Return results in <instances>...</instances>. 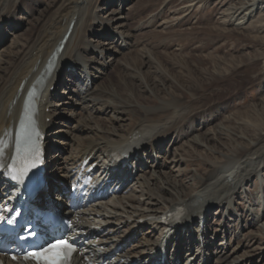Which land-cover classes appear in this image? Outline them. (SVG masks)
<instances>
[{
	"label": "bare ground",
	"instance_id": "6f19581e",
	"mask_svg": "<svg viewBox=\"0 0 264 264\" xmlns=\"http://www.w3.org/2000/svg\"><path fill=\"white\" fill-rule=\"evenodd\" d=\"M23 1L25 0H0V24L4 21L8 25L19 23L20 21L14 20L12 14L13 9L19 7V3ZM99 1L58 0L47 14L41 16V24L33 34L28 35L27 39L22 42L20 39H16L11 44L3 45V49L1 48V55H7V60L2 61L0 67V203H3L5 199L13 200L18 189V185H14L17 181L10 180L9 166L16 155L18 138L22 129L30 130L36 134L37 138L44 135L42 145L45 156L50 155L54 149L55 141L53 138L51 141L47 138L52 134L49 130L55 124V120L49 123L46 119H52L55 114L51 110L47 112L46 109L50 108L52 104L50 98L53 99L54 95L50 92V88L54 86L61 73L59 66L63 67L65 62L70 59L67 66L77 67L79 65L77 69L80 71L78 81L71 82L78 86L82 81H85V87L78 89V97L82 102H90L91 105H89L99 112L108 107H111L112 110L120 109L121 102L135 106L133 110H129L131 114L129 113L130 115L125 119L128 121L125 131H120L121 124L103 129L101 126L98 128L86 123L81 130L93 132V134L91 137L81 138L83 141L78 144L75 153L69 160L65 163H56L55 158L58 155L50 156L51 165L48 164L47 167L57 172L61 180L55 181L51 177L45 176L34 197V203L57 209L63 206L65 192L68 189L64 181L66 178H70L71 171L84 161H87L84 172L94 164L93 171L90 173L95 175L94 188L100 185L102 191L100 196H92L91 206L80 211L82 216L78 221L72 210L66 209L63 212L65 216L74 219V228L84 233L82 235L83 242L80 244L81 253L73 258V263L83 264L89 258L99 263L106 261L107 264H179L184 256L185 260L181 264H208L209 255L217 253L208 250L209 244L206 243V240L204 241L207 237L205 226L201 227L202 233L196 235L195 243L188 235L191 240L188 241L190 242L189 246L184 248L187 250L184 254H181L180 249L179 251L177 249L178 240L173 241V239L180 233L182 234L183 230L188 229L195 218L201 224V218L207 212L206 207L208 208L210 205H218V209L225 207L222 211V218H224L221 221L232 220L229 218L230 216L239 215L238 207L233 206V197L244 183L249 182L253 176L257 177L259 169L264 168V127L252 135L245 136L240 133L239 136L237 135L241 139L239 144L228 148L222 146V149L219 150L212 148L215 145L205 144L208 141L201 136L202 132L192 135L188 140L190 144L184 145H189V147L201 145L203 149L207 150L205 157L210 156L212 159L207 161L206 172L192 180V189L186 193L176 191L175 181L160 180L165 173H162L160 166L158 168V162L155 160L156 156L158 157L154 154L155 144L163 145L161 143L166 141L171 134L176 137L175 140H172L173 143L169 144H176L185 123L198 118L201 113L205 112V108L196 100L199 96L193 95V86H188V94L193 92L185 100L176 97V95L168 98L162 97L165 94L161 93L162 88L158 87L157 83L155 84L156 77L155 81L150 80V83L142 81L143 88L154 96L153 99L145 101L146 104L138 99L135 93L132 94L133 97L126 95V98H121L127 89L133 87L123 79L122 71H119L120 76L118 82L114 84L115 86L113 84L95 87L92 85L94 79L101 78L100 74H104L101 71L112 64L110 61L119 59V57L115 59L113 57L115 54L123 52L122 44L126 46L131 36L130 33L125 34L121 30L125 25L121 20L127 17L117 15L120 11L119 7L111 9L107 17L105 16V20L98 17V7H101L98 5ZM106 1L111 2V0ZM180 1L183 4L181 8L187 10L192 5L204 4L210 0ZM230 9H233L232 12L226 14ZM229 10L227 7L223 9L224 16L229 15L226 16L229 24L246 26V23L250 24L255 20L257 10L258 13L260 12L259 16L262 11L264 14V0H238L237 4L230 7ZM2 28L0 25V29ZM27 30L28 28H26ZM90 33L99 34L106 39L118 37L121 39L118 43V50H111L113 56H109L107 61H97L96 54L104 56L110 47H100L102 43L99 42L96 46L89 44L86 37ZM17 47H19L18 50L13 51V48ZM89 54L90 56H87ZM146 57L151 63L154 62L150 56L146 55ZM117 62L123 64L124 67H129L119 60ZM262 62L264 67V60ZM89 68L99 73L98 76L93 74ZM154 72L157 74L159 70H154ZM128 75L137 78L134 74L129 73ZM94 90L99 94L93 96ZM105 94H108L109 99L105 98ZM196 94L198 95V93ZM119 95V101L115 102L113 97L118 98ZM125 115V111L120 110L118 116L113 119L123 120L122 117ZM233 133L228 132L223 126H219V128L204 132V135L210 134L212 141H219L225 136H235ZM138 137L141 138L137 140ZM148 146L149 152L152 154V157L149 158L144 151V148ZM149 159H153V162H149L148 166L158 168V170H148L150 167H147L145 163ZM45 162L47 161L45 160ZM141 163L147 168L141 169L140 172L149 171L150 177L149 179L144 178L140 182L139 176H137L133 181L132 171L141 166ZM154 163L157 165H152ZM128 165L130 168L134 166L132 171L128 170ZM156 179L165 184H160L159 190H165L167 187L175 190L174 198L167 200L158 194L150 193L151 182ZM128 183L134 185L138 183L136 186L140 188L138 196L105 197L104 189L119 186L123 191V188L129 186ZM153 183L155 184V182ZM257 197L260 196L257 195ZM134 202L139 204L140 208L136 207ZM164 215H170L166 224L163 222ZM254 216L256 220L251 223L264 231V223L259 222L260 216L257 213H254ZM121 228H123L122 233H119ZM156 228L162 232L158 238H154L153 234V230ZM197 231L199 232L200 228L196 229ZM140 236L141 241L128 245L133 237ZM245 238L242 237L244 241ZM199 241L204 242L201 247ZM205 244L207 251L205 249L204 254L203 248L206 247L202 246ZM162 245H165L166 249L171 247L167 250L168 255L159 261V251H156V247L160 248ZM224 252L221 250L219 251L220 255H216L218 264L220 263L219 258ZM136 256H139L140 259H133ZM203 257L205 261H202ZM233 257L226 264H238L240 258L233 259ZM3 260L5 264H28L14 263L5 257Z\"/></svg>",
	"mask_w": 264,
	"mask_h": 264
},
{
	"label": "rangeland",
	"instance_id": "374dc122",
	"mask_svg": "<svg viewBox=\"0 0 264 264\" xmlns=\"http://www.w3.org/2000/svg\"><path fill=\"white\" fill-rule=\"evenodd\" d=\"M219 1L210 0L204 4H195L187 10L181 8L183 4L180 0H111V2L100 0L98 3L101 6L98 7V17H102L101 20H105V16L107 17L111 9H118L119 7L120 11L117 15L127 17L121 20L125 23L121 30L125 34L130 33L131 36L126 46L122 44L123 52L115 54L113 57L114 59L119 57L117 60L129 67H124L117 60L110 61L112 64L101 71L104 73L100 74L102 75L101 78L93 80L92 85L94 87L104 86V84L115 86L114 84L118 82L120 76L119 71H122L123 79L132 84L133 87L127 89L121 98H126V95L133 97L132 94L135 93L138 99L146 104L145 101L153 99L154 96L143 88L142 81L150 83V80L155 81L156 77L155 84L157 83V86L162 88L161 93L165 94H161L162 97L168 98L176 95V97L185 100L193 92L188 94V86H193V95L199 96L196 100L205 108V112L201 113L198 118L185 123L184 129L178 136L180 142L178 141L174 145L169 144L173 143L172 140H175L176 137L171 134L166 141L161 143L163 145L155 144L154 147V154L158 155V157H154L158 162V168L160 166L162 173H165L160 180L175 181L174 188L182 193L192 189V180L206 172L207 161L212 159L210 156L205 157L207 150L203 149L201 145L195 147L184 145L190 144L188 140L192 135L202 132L201 136L208 141L205 144L215 145L212 148L219 150L222 149V146L228 148L239 144L241 139L237 135L239 136L240 133L248 136L264 127L263 11L261 12L263 15L259 16L260 12L258 13L257 10L255 20L250 24L246 23V26H242L243 28L233 26L227 20L226 16L229 15L224 16L223 9L227 7L229 10L230 7L237 4L238 0ZM57 2L58 0H25L19 3L20 6L13 9L12 14L14 20L20 21L17 22L18 25L16 23L8 25L5 21L0 24L3 27L0 29V55L3 45L11 44L16 39H20L22 42L27 39L28 35L33 34L38 25L41 24V16L47 14L48 10H51ZM232 10L230 9L226 14ZM21 23L22 25H20ZM26 28H28L27 31ZM87 35L86 41L92 46H96L99 42L102 43L100 47H110L104 56L99 53L96 54L95 59L99 62L107 61L109 56H113L111 50H118L119 48L118 43L121 39L116 36L112 39H106L95 33ZM18 48H13V51L18 50ZM146 55L150 56L154 62L151 63ZM6 56L4 54L1 57L0 67L2 61L7 60ZM68 61L71 60L68 59L63 67L59 66L61 73L54 86L50 88V92L54 95L53 99L50 98L53 105L51 104L50 108L46 109L47 112L51 110L55 114L52 119H46V121L51 123L52 120H55V124L51 126L50 130L48 129L52 134L47 139L51 141L53 138L56 144L54 143L51 154L46 155L45 176L51 177L55 181H59L61 178L57 172L47 167L48 164L51 165L49 160L52 154L58 155L55 158L56 163H65L69 160L75 153L78 144L83 141L81 138L91 137L93 134V132L81 130L86 123L98 128L101 126L103 129L121 124L119 126L120 131H125V125L128 123L125 119L131 114L129 110L135 108L134 105L121 102L120 109L112 110L111 107H108L99 112L90 106V102H82L78 97V89L85 87V81H82L78 86L71 82L78 81L80 71L77 69L79 65L77 67L67 66ZM89 69L98 76L99 73ZM154 70H159V72L155 74ZM129 73L136 75L137 78L129 76ZM92 94L95 96L99 93L94 90ZM108 97V94H105V98L109 99ZM119 98L120 95L118 98L113 97V100L118 102ZM120 110L125 111L126 115L122 117L123 120H114L113 117L118 116ZM219 126H223L228 132H234L235 136L229 135L219 141H212L210 134L204 135V132L219 128ZM140 138L138 137L137 140ZM149 150V146L144 148L147 158L152 157ZM213 155L215 154L213 153ZM149 162H153V159H149L145 163L147 167H150L148 166ZM140 165L134 171H132L134 166L133 168H130L129 165L127 167L128 170L132 171L133 181L137 176H139L140 182L143 181L142 179H149L150 177L149 171L140 172L146 167L142 163ZM152 165H157V163ZM158 168L150 167L148 170H158ZM66 180L67 178L64 183L67 184ZM263 180L264 168L262 167V170L259 169L257 177L253 176L249 182L244 183L238 189L232 201H234L233 206L238 207L239 215L230 216L229 218L232 220L221 221L224 218H222L224 206L221 207L222 210L218 209L219 206L215 204L206 207L207 212H205L201 224L195 218L188 229L174 237L173 241L178 240V251L180 249L181 254L186 253L187 250L184 248L189 246L190 242L188 241L191 240L188 235L192 237L191 241L195 243L197 236L202 233L201 227L205 226L207 237L204 241L206 240V243L209 244L208 250L210 252L216 251L217 253L209 255L208 264H218L216 255H220L219 251L221 250L225 252L219 258V264L228 263L233 256V259L240 258L238 264H264V231L251 223L256 220L254 213L260 216L259 222L264 223ZM151 184L150 193L158 194L167 200L174 198L175 190L171 187L165 186L168 190H159L160 184H164L162 181L152 180ZM137 185L138 183L129 184L117 195L138 196L140 188L136 187ZM140 198L142 199L143 196ZM133 204L140 208L139 204L135 202ZM199 228L200 231L196 232V229ZM122 230L123 228L120 229L119 233H122ZM189 231L190 234H188ZM161 233L160 229H154V238L161 236ZM242 237H246L245 241ZM139 241H141V236L133 237L128 245ZM199 243L201 247L204 242L199 241ZM202 247H206L203 248L205 254V249L207 251L206 244ZM204 257L202 261H205ZM144 258H146L145 255ZM133 259L140 258L136 256ZM184 260L183 256L179 264Z\"/></svg>",
	"mask_w": 264,
	"mask_h": 264
},
{
	"label": "snow or ice",
	"instance_id": "6c2138e0",
	"mask_svg": "<svg viewBox=\"0 0 264 264\" xmlns=\"http://www.w3.org/2000/svg\"><path fill=\"white\" fill-rule=\"evenodd\" d=\"M27 136V133L22 129L21 135L18 138V152H19V144L25 137ZM32 151L34 152L35 149L33 148ZM11 165L9 168L11 169ZM31 168L33 171L28 172L25 170V175L29 176V179H32L35 181L38 179L36 171V165L33 164L31 165ZM11 178L14 180H17L20 178L19 174L11 173ZM9 224L13 223L12 219H9L7 221ZM53 249L55 251L53 252ZM74 246L71 242L67 240H60L56 244L51 245L48 248H43L42 250H34L29 252L28 254L25 255V259L32 258L37 261V264H68L69 257L72 252H74Z\"/></svg>",
	"mask_w": 264,
	"mask_h": 264
}]
</instances>
